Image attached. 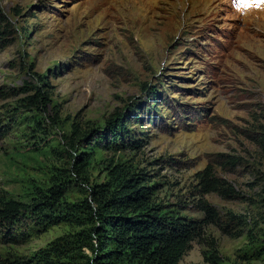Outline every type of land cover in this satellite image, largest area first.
Returning a JSON list of instances; mask_svg holds the SVG:
<instances>
[{
	"label": "rangeland",
	"instance_id": "rangeland-1",
	"mask_svg": "<svg viewBox=\"0 0 264 264\" xmlns=\"http://www.w3.org/2000/svg\"><path fill=\"white\" fill-rule=\"evenodd\" d=\"M5 31L0 191L32 205L62 182L61 211L95 209L93 189L113 191L121 170L154 187L167 213L202 219L200 200L217 210L223 228L209 226L179 264H264V11L240 0H0ZM36 89L45 109L23 101ZM118 113L138 148L95 142L110 140ZM74 127L82 137L71 149ZM78 159L88 160L84 179ZM208 168L233 196L201 192ZM92 225L85 213L54 226L27 219L0 260L37 264L57 244L53 261L81 264L94 258Z\"/></svg>",
	"mask_w": 264,
	"mask_h": 264
},
{
	"label": "trees",
	"instance_id": "trees-1",
	"mask_svg": "<svg viewBox=\"0 0 264 264\" xmlns=\"http://www.w3.org/2000/svg\"><path fill=\"white\" fill-rule=\"evenodd\" d=\"M7 33L8 31H5L0 35ZM23 101L40 105L44 109L49 104L46 94L39 89H36L35 95ZM122 118L123 115L118 113L108 121L107 127L112 134L110 140L102 135L95 137V142L105 141L106 145L116 151L124 148H138L136 144L139 143L123 140L121 132L125 129ZM74 132V138L70 142L71 149H74L75 144L82 137L76 127ZM99 132V130H93L89 136L93 137V134ZM2 134L0 129V136ZM86 136L88 135H83V138L86 139ZM257 143L264 151V138H260ZM87 161L78 159V166L75 169L78 179L86 177L84 166ZM236 163V159H232L226 164L235 165ZM115 171L112 181L115 185L113 191L104 189V186L93 189L95 209L88 201H84L76 205L69 204L68 209L61 211L59 206L63 190L62 182L50 190L49 198H41L32 205L17 201L7 192L0 191V245L20 243L26 234H18L16 229L27 219H31L38 225L54 226L62 222L74 221L79 213H85L93 224L91 235L88 237L90 244H87V247L93 251L94 258H85L81 264H179L191 251L193 244L203 239L209 226L223 228L217 210L205 200H200L198 203V209L204 214L202 219H189L167 213L163 206L154 203V187L142 185L141 178L134 174L123 176L121 170ZM199 181L201 192L205 195L215 193L224 198L235 194L230 185L215 177L211 168L199 175ZM64 182L68 183V180ZM236 218L238 217L231 216V220ZM43 230L46 231V228ZM61 253H63L62 246L53 244L48 252L41 253L37 264H60L53 261L51 256ZM1 263L12 264L0 260Z\"/></svg>",
	"mask_w": 264,
	"mask_h": 264
},
{
	"label": "snow or ice",
	"instance_id": "snow-or-ice-1",
	"mask_svg": "<svg viewBox=\"0 0 264 264\" xmlns=\"http://www.w3.org/2000/svg\"><path fill=\"white\" fill-rule=\"evenodd\" d=\"M243 7L248 8L251 6L259 7L261 4H264V0H240Z\"/></svg>",
	"mask_w": 264,
	"mask_h": 264
},
{
	"label": "clouds",
	"instance_id": "clouds-1",
	"mask_svg": "<svg viewBox=\"0 0 264 264\" xmlns=\"http://www.w3.org/2000/svg\"><path fill=\"white\" fill-rule=\"evenodd\" d=\"M248 8L257 9L259 11H264V4H261L259 7L251 6V7H248Z\"/></svg>",
	"mask_w": 264,
	"mask_h": 264
}]
</instances>
